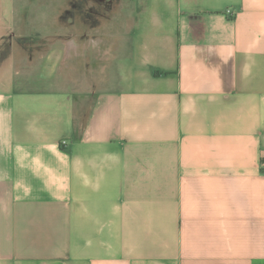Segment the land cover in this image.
Returning <instances> with one entry per match:
<instances>
[{
  "label": "crops",
  "instance_id": "0c3cea01",
  "mask_svg": "<svg viewBox=\"0 0 264 264\" xmlns=\"http://www.w3.org/2000/svg\"><path fill=\"white\" fill-rule=\"evenodd\" d=\"M54 1L0 0V264H264V0Z\"/></svg>",
  "mask_w": 264,
  "mask_h": 264
},
{
  "label": "rangeland",
  "instance_id": "374dc122",
  "mask_svg": "<svg viewBox=\"0 0 264 264\" xmlns=\"http://www.w3.org/2000/svg\"><path fill=\"white\" fill-rule=\"evenodd\" d=\"M59 1H64V2H66V4H67V0H55L54 2H59ZM69 1V0H68ZM80 1H82V2H84L83 0H80ZM90 1V0H89ZM92 1H95V2H99V1H101V6H102V17H104V18H106V17H109L110 16V14H112L113 15V9L112 10H110L109 9V6H111V5H115V6H117L119 3L117 2V1H120V0H92ZM70 2V5H72L73 4V2H74V0H70L69 1ZM107 6V7H106ZM113 7V6H112ZM106 8V9H105ZM109 9V10H108ZM85 17H90V15H84ZM83 16V17H84ZM91 17H93L94 18V16H91ZM97 19V18H96ZM99 28V27H98ZM98 28H96V31L98 30ZM88 30H90L89 28H87V31L86 32H90V31H88ZM100 30H101V33L103 34V36L104 35H108L109 33H110V31H111V27L110 26H108V25H103V26H101L100 27ZM99 31V30H98ZM103 42H105V41H103ZM105 43H107V42H105ZM105 43H103V46H104V44Z\"/></svg>",
  "mask_w": 264,
  "mask_h": 264
},
{
  "label": "built area",
  "instance_id": "2783aa9c",
  "mask_svg": "<svg viewBox=\"0 0 264 264\" xmlns=\"http://www.w3.org/2000/svg\"><path fill=\"white\" fill-rule=\"evenodd\" d=\"M66 143H67V141L64 140L61 142V145H65Z\"/></svg>",
  "mask_w": 264,
  "mask_h": 264
}]
</instances>
